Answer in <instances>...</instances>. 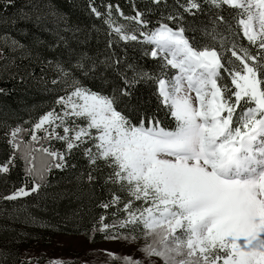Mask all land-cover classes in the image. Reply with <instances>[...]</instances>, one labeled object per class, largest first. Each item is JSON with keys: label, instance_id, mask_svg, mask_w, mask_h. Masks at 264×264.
<instances>
[{"label": "snow or ice", "instance_id": "obj_1", "mask_svg": "<svg viewBox=\"0 0 264 264\" xmlns=\"http://www.w3.org/2000/svg\"><path fill=\"white\" fill-rule=\"evenodd\" d=\"M152 2L159 5L161 0ZM204 2L218 9L225 5L238 9L237 23L248 42L257 45L256 54L236 43L234 36L229 39L217 31L219 24L227 23L222 15L212 19L204 30L207 40L200 44L185 35L189 29L183 24L163 22L183 21L178 10L148 29L145 12L135 9L134 15L125 16L117 5L122 23L108 5L104 23L109 47L143 37L142 42L154 45L145 54L162 61L161 71L154 74L128 64L119 72L125 87L104 96L75 78L74 71L86 75L95 68L94 62L88 67L89 57L81 55L71 67L58 63L60 81L66 85V95L56 100L61 111L53 108L41 116L29 142L19 139L24 129H13L10 143L15 151L0 164V174L9 173L19 151L32 187L22 186L2 199L38 192L52 168L65 167L73 149L90 144L84 148L89 165L94 171H102L101 164L107 167L105 183L117 185L128 196L122 201L114 193L102 207L122 202L118 211L125 216L111 225L102 216L101 226L93 231L111 232L105 235L109 240L137 241L143 236L138 250L149 264L157 259L162 264H264V0ZM179 8L193 15L194 9L202 11L199 0H186ZM91 11L102 16L95 7ZM12 44L23 47L15 40ZM120 64L116 59L108 66L119 71ZM169 67L175 75L164 71ZM141 81L156 84L175 128L160 127L154 117L147 119V126L146 119L133 124L118 110L120 97H130L129 89ZM41 128L46 135L37 137ZM50 139L64 142L65 151L32 144ZM88 179H95L91 172ZM107 255L123 264H144L132 256Z\"/></svg>", "mask_w": 264, "mask_h": 264}, {"label": "trees", "instance_id": "obj_2", "mask_svg": "<svg viewBox=\"0 0 264 264\" xmlns=\"http://www.w3.org/2000/svg\"><path fill=\"white\" fill-rule=\"evenodd\" d=\"M185 2L186 0H179V4ZM199 2L202 11L194 9L193 15L179 8L177 0H161L159 5L152 0H0V39L3 37L10 41L15 40L18 45L23 46L15 45L13 50H0V63L5 61L4 72L0 74V164L5 163L15 151L10 143L12 129H24L19 139L29 142L31 127L41 116L53 108L57 112L61 111L56 100L59 96L66 95V85L60 81L56 69L58 63L71 67L81 55L89 57L88 67L91 68L94 62L95 68L86 75L84 72L74 71L75 78L83 87L104 96H112L114 92L118 94V90L125 87L119 72L124 71L128 64L154 74L161 71L162 61L145 54L150 53L154 46L142 42L143 37L140 41H119L109 47V28L104 23L108 5H112L113 16L122 23L125 21L118 17L117 5L125 16L134 15L135 9L145 12V18L150 22L148 29L155 28L164 17L175 15L178 10L184 16L183 21L163 22L173 26L183 24L189 29L185 35L190 39L194 37L200 44L207 40L204 30L211 27L212 19L222 15L227 23L219 24L217 31L229 39L234 36L236 43L250 48L256 54L257 45L248 42L243 35L242 26L237 23L238 9L227 5L218 9L204 0ZM92 7L102 16L97 17L91 11ZM61 37L64 38L63 41ZM116 59L121 60L119 71L108 66ZM164 71L169 76L176 74V70L170 67ZM128 75L131 76L132 73L128 72ZM53 80L58 83L53 84ZM228 82L230 84V80ZM129 91L130 97H120L118 110H123V114L133 124H139L141 119H146L147 126V119L154 117L159 120L160 127L175 128L176 121L169 109L160 103L154 82L141 81ZM47 127L46 124L44 128ZM44 128L36 130L37 137L46 135ZM57 131L63 135L62 129ZM32 144L34 147L43 144L52 150L65 151L64 142L56 139L39 140ZM90 146L88 144L73 149L66 156V166L52 168L46 174L38 192L15 200H5L2 197L22 186L30 189L33 183L32 177L26 173V164L17 151L15 166H10L9 173L0 174V246L11 240L30 238V243H36L25 246L23 251L32 250L34 256L36 253L41 254H38L36 246L41 245L40 242L51 232L83 234L92 242L111 234L93 229L101 226L102 216L105 217L104 223L109 225L122 219L125 213L118 209H123V203L110 205L107 209L102 205L111 201L114 193L122 201H126L128 196L117 185L105 183V177L110 171L107 167L101 164L102 171H94L89 165L84 148ZM90 172L95 177L92 181L88 179ZM19 249L20 247L17 249L18 256ZM77 257L63 261L69 264H101L96 256H87L82 260ZM25 261L22 258L19 264ZM44 264L49 262L45 261ZM117 264H123V261L119 259Z\"/></svg>", "mask_w": 264, "mask_h": 264}, {"label": "rangeland", "instance_id": "obj_3", "mask_svg": "<svg viewBox=\"0 0 264 264\" xmlns=\"http://www.w3.org/2000/svg\"><path fill=\"white\" fill-rule=\"evenodd\" d=\"M7 48L13 50L15 45L12 44V41L2 37L0 39V50H6ZM4 62L5 61L0 63V74L4 72ZM31 129H33V125ZM137 204H139V202ZM49 234L50 235L46 237L43 242H40L41 245L39 244L36 246L38 254L41 253L40 255H37L36 253L32 256L34 254L32 250L29 252L23 251L25 246L28 247L31 246V244L34 245L36 243H30V238L11 240L8 244H2L0 246V264H19L22 258L26 261L31 260L32 264H44L45 261H63L64 259H74L75 256H78L77 259L81 260L83 258H87V256H89V258L96 256L97 260L101 264H117V260L119 259L111 258L107 255L108 252L115 253L117 256H132L134 259H143L144 264H149L148 260L145 259L144 254L138 250L144 243L143 236H140L137 241L109 240L104 238L102 240L92 242L83 234L53 232ZM19 247L18 256L17 249ZM103 253H105V258L104 255H102ZM156 264H162V262L157 259Z\"/></svg>", "mask_w": 264, "mask_h": 264}]
</instances>
